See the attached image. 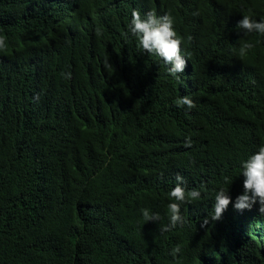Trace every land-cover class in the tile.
<instances>
[{
	"label": "trees",
	"instance_id": "trees-1",
	"mask_svg": "<svg viewBox=\"0 0 264 264\" xmlns=\"http://www.w3.org/2000/svg\"><path fill=\"white\" fill-rule=\"evenodd\" d=\"M115 1L171 13L188 69L168 75L114 16L84 45L81 77L57 86L47 108L0 71V264H264L258 203L230 204L201 227L221 187L233 202L242 194L241 162L264 145V36L233 30L243 15L264 18V0ZM42 12L0 0L8 50H45L57 16ZM245 41L255 47L241 57ZM185 95L195 108L178 105ZM177 175L201 197L181 205L183 226L160 232ZM144 208L161 220L146 222Z\"/></svg>",
	"mask_w": 264,
	"mask_h": 264
},
{
	"label": "clouds",
	"instance_id": "clouds-1",
	"mask_svg": "<svg viewBox=\"0 0 264 264\" xmlns=\"http://www.w3.org/2000/svg\"><path fill=\"white\" fill-rule=\"evenodd\" d=\"M95 1L99 3L91 10L90 4ZM30 8L35 12L55 13L57 21L46 24L51 29L55 25L53 30L55 34L41 45L45 50L39 52L28 49L24 44L8 50L5 37L0 36V71L15 80L36 107H49L52 103L51 96L57 86L81 77L88 67L89 59L84 45L91 44L97 38L100 40L98 33L103 29L101 25L114 16L130 22L129 31L136 37L138 47L144 53L160 57L168 66V75L175 78L183 73L187 66V60L181 54L182 38L174 28L175 19L171 13L158 16L153 10L142 15L138 8L123 6L115 0H30ZM233 30L243 37L248 33L264 36V18L257 20L251 15H243L239 22L236 19L233 21ZM102 33L104 32L101 31ZM254 47L255 45L249 41L241 43L239 55L243 57ZM73 58L75 67L72 70ZM67 61H69L67 67L61 65ZM110 66L109 61H105V67ZM178 105L187 106L189 109L196 107L193 99L187 95L179 99ZM187 144L191 145L190 138ZM241 165L242 194L233 202L228 189L221 187L215 195L211 219L204 217L201 227L207 226L210 221L221 220L230 204L235 210L243 212L251 210L258 203L259 214L264 215V145L242 161ZM114 177L109 176L110 179H115ZM185 183L183 176H176V185L168 194L172 201L167 206L169 223L161 225L160 232H169L178 225L183 226L181 205L200 199L201 190L196 188L187 190L184 187ZM203 188L204 185H201V189ZM141 213L146 222L161 220L159 213H153L147 208L141 209ZM181 251V246L177 245L172 249L171 255L176 258Z\"/></svg>",
	"mask_w": 264,
	"mask_h": 264
}]
</instances>
